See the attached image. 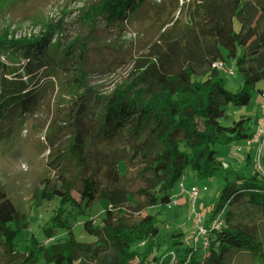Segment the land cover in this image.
<instances>
[{
  "label": "trees",
  "instance_id": "1",
  "mask_svg": "<svg viewBox=\"0 0 264 264\" xmlns=\"http://www.w3.org/2000/svg\"><path fill=\"white\" fill-rule=\"evenodd\" d=\"M144 2L103 0L91 11L97 10V16L104 15L108 23L122 24ZM194 5L189 6L190 23L180 40L168 32L162 37L164 46L153 48L160 66L148 69L143 86L116 91L103 103L95 118L94 141L114 146L111 155L90 151L93 136L83 131L81 118L89 107L79 97L69 150L76 163L69 160L63 168L72 165L80 172L73 180L61 176L57 188L43 196L38 206L40 220L48 218L41 227L43 240L32 233L30 218L0 191L3 263L131 264L137 259V264H231L233 256L242 252L264 255L258 238L264 227V174L256 169L250 177L237 174L232 182L226 178L208 226L202 225L207 230L202 247H187L179 228L167 233L162 247L157 240L160 220L148 213L150 208L171 204L168 192L187 171L198 179L218 174L222 163L216 144L246 141L247 145L253 136L252 118L242 116L229 126L222 120L231 105L248 106L251 90L264 80V0H196ZM45 39H0V59L16 53L23 58L24 73L20 80L8 79L0 64V140L10 125L21 126L34 112L43 86L33 82L41 70L48 68L51 73L55 67V54L48 53ZM223 74L242 79L236 92L227 89ZM93 146L97 149L95 142ZM77 190L80 201L73 197ZM99 199L108 202L101 224L92 219L83 223L95 241L81 242L63 218L73 212L68 207ZM219 216L222 224L215 228ZM198 219L202 224L201 216ZM63 229L69 230L67 235L60 233Z\"/></svg>",
  "mask_w": 264,
  "mask_h": 264
},
{
  "label": "rangeland",
  "instance_id": "2",
  "mask_svg": "<svg viewBox=\"0 0 264 264\" xmlns=\"http://www.w3.org/2000/svg\"><path fill=\"white\" fill-rule=\"evenodd\" d=\"M102 2L0 0V39L25 42L46 37L45 42L50 45L48 53L55 54V67L51 73L48 68H44L33 82L35 86H43L40 87L36 109L25 117L21 126L15 123L10 125L0 140V191L23 215L30 218L31 231L40 240L44 239L40 234L43 221H48L47 215L44 220H40L42 212L38 206L43 196L57 188L61 176L66 175L73 180L80 172L78 167H69L72 165L63 168L69 160L76 163V158L69 150L74 140L73 126L80 108L77 105L79 97H83L89 107L87 114L81 118L83 131L93 136L90 151L111 155L115 151L114 146L94 141L97 131L95 118L100 114L103 103L109 101L116 91L143 86L148 69L153 64L160 66L159 56L153 55V48L156 45L164 46L162 37L168 32L173 37L177 34L180 40L181 32L190 23L189 6L193 4L191 8H194L196 0H145L132 17L122 24L108 23L104 15L97 16V10L91 11V8L102 5ZM162 51H166L165 48ZM0 64L8 71V79L20 80L21 74H24L21 73L23 58L14 52L3 54ZM216 65V68L222 67L221 64ZM137 66L140 67L137 69ZM1 75L0 71V78ZM39 78L41 82L35 83ZM223 78L227 89L232 92H236L242 83V79L237 76L233 79L223 74ZM143 92L150 96L148 91ZM262 93L264 80L251 90L248 106L229 107L227 118L222 120V124L229 126L242 116H247L253 119L251 127H255L264 104ZM261 135L264 136V131ZM214 150L222 163L216 176L198 179L187 171L184 180L180 181L184 182L185 188L182 189L179 183L168 192V195L178 198V204L148 210L149 214L158 216L160 220L161 230L157 240L162 247L165 246L167 233L174 228L185 233L187 247H202L204 236L199 235L200 228H197L208 226L212 210L219 203L226 186V178L232 182L237 174L250 177L256 172L257 153L246 147V141L216 144ZM249 153H252L250 164L247 160ZM194 187L198 190L195 206L187 200L188 195L185 196V192H190ZM73 197L80 201L78 190L73 193ZM69 208L73 212L63 218L66 225L79 241L94 242L95 237L84 230L83 223L92 219L96 225H100L108 202L105 199L91 204L84 201L79 206ZM198 215L201 216L202 224ZM262 228L258 238L264 245ZM68 231L63 229L60 233L67 235ZM162 261L163 258L159 263ZM137 263V259L131 262ZM0 264H5V260L4 263L0 260ZM231 264H264V255L242 252L233 256Z\"/></svg>",
  "mask_w": 264,
  "mask_h": 264
},
{
  "label": "built area",
  "instance_id": "3",
  "mask_svg": "<svg viewBox=\"0 0 264 264\" xmlns=\"http://www.w3.org/2000/svg\"><path fill=\"white\" fill-rule=\"evenodd\" d=\"M215 67L217 65H214ZM231 74L233 75V71L231 72ZM264 131V107H263V112H262V119H261V123L260 126L258 127V129L255 131L254 135L247 141V147L251 148V149H255L257 151V159L255 161V169L260 172L262 175L264 174V165L262 164V154H263V148H264V136H262L261 134H263ZM181 188L184 189V184L183 182L181 183ZM185 194H187L189 196L190 201L193 202L194 205H196L197 199H198V190L196 188H193L190 192H185ZM177 197H173L171 204L172 205H177ZM198 217H200L198 215ZM221 220H220V216L218 217V219L213 223V227L217 228L219 226H221ZM200 231H199V235L204 236V240L205 242L207 241L206 239V229L202 226L199 227Z\"/></svg>",
  "mask_w": 264,
  "mask_h": 264
},
{
  "label": "crops",
  "instance_id": "4",
  "mask_svg": "<svg viewBox=\"0 0 264 264\" xmlns=\"http://www.w3.org/2000/svg\"><path fill=\"white\" fill-rule=\"evenodd\" d=\"M262 96H264V94L262 93ZM263 107H264V104L262 105V108H261V112L259 113V115H258V117H257V122H256V125H255V127H253V131H252V133L254 134L255 133V131L258 129V127L260 126V123H261V119H262V112H263ZM247 117V116H246ZM246 147H247V145H246ZM248 148V147H247ZM250 150H255V149H251V148H249ZM256 151V150H255ZM256 153H257V151H256ZM251 158H252V153H249L248 154V156H247V160H248V163L250 164L251 163ZM182 180H184V177L182 178ZM183 182V181H182ZM181 182V183H182ZM181 183H180V185H181ZM183 184H184V182H183ZM184 188H185V186H184ZM195 188V187H194ZM185 196H187L186 194H185ZM180 197V196H179ZM187 200L189 201V197L187 196Z\"/></svg>",
  "mask_w": 264,
  "mask_h": 264
},
{
  "label": "clouds",
  "instance_id": "5",
  "mask_svg": "<svg viewBox=\"0 0 264 264\" xmlns=\"http://www.w3.org/2000/svg\"><path fill=\"white\" fill-rule=\"evenodd\" d=\"M189 197V196H188ZM189 201H190V199H189Z\"/></svg>",
  "mask_w": 264,
  "mask_h": 264
}]
</instances>
